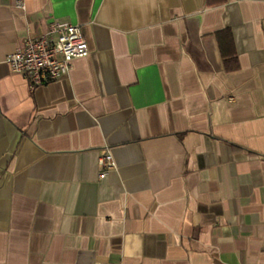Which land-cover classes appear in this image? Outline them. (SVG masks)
I'll return each instance as SVG.
<instances>
[{"label": "crops", "instance_id": "1", "mask_svg": "<svg viewBox=\"0 0 264 264\" xmlns=\"http://www.w3.org/2000/svg\"><path fill=\"white\" fill-rule=\"evenodd\" d=\"M52 20L89 52L30 89ZM0 264H264V0H0Z\"/></svg>", "mask_w": 264, "mask_h": 264}, {"label": "built area", "instance_id": "2", "mask_svg": "<svg viewBox=\"0 0 264 264\" xmlns=\"http://www.w3.org/2000/svg\"><path fill=\"white\" fill-rule=\"evenodd\" d=\"M88 45L78 24L52 20L42 34L24 39L6 57L11 71L23 75L30 89L55 81L66 74L72 60L87 55ZM100 176L115 166L109 152L98 159Z\"/></svg>", "mask_w": 264, "mask_h": 264}, {"label": "trees", "instance_id": "3", "mask_svg": "<svg viewBox=\"0 0 264 264\" xmlns=\"http://www.w3.org/2000/svg\"><path fill=\"white\" fill-rule=\"evenodd\" d=\"M223 0H209V2H221ZM217 39L221 57L227 69L237 67V59L232 45V36L230 31L222 29L217 32Z\"/></svg>", "mask_w": 264, "mask_h": 264}]
</instances>
